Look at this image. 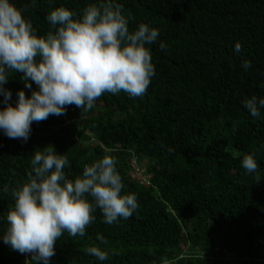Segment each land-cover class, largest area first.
Here are the masks:
<instances>
[{
    "label": "trees",
    "instance_id": "obj_1",
    "mask_svg": "<svg viewBox=\"0 0 264 264\" xmlns=\"http://www.w3.org/2000/svg\"><path fill=\"white\" fill-rule=\"evenodd\" d=\"M11 2L21 9L30 4ZM100 2L35 0L24 15L43 36L55 8L66 7L80 18L86 6ZM116 3L130 31L141 23L159 31L157 41L145 45L155 75L143 97L105 93L91 110L74 105L73 114L67 106V127L63 115L34 121L26 143L0 129V264H44L4 243L14 201L3 188L22 185L34 152L47 147L67 157L70 179L104 155L114 156L121 194H135L139 205L130 218L113 224L96 208L85 235L65 232L48 264H162L164 258L169 264H264V109L252 117L244 107L245 98H264V0ZM245 60L251 61L247 70L241 67ZM23 75L13 72L3 86L13 106L19 91L30 98L38 90L34 82L27 88ZM6 107L0 94V110ZM246 154L257 161L254 173L241 165ZM132 159L143 184L131 176ZM90 246L107 251L108 259L87 254Z\"/></svg>",
    "mask_w": 264,
    "mask_h": 264
},
{
    "label": "clouds",
    "instance_id": "obj_2",
    "mask_svg": "<svg viewBox=\"0 0 264 264\" xmlns=\"http://www.w3.org/2000/svg\"><path fill=\"white\" fill-rule=\"evenodd\" d=\"M34 5L35 0H30L21 9L11 0H0V94L7 104L0 110V129L8 138L26 143L34 121L64 115L70 105L91 110L105 93L124 92L131 98L146 94L155 68L145 45L157 41V29L141 23L130 31L122 5L116 0H101L86 6L80 18L66 7L55 8L46 17L50 28L41 36L24 15ZM159 46L166 48L163 42ZM241 48L237 42L235 50L240 52ZM250 66L247 60L241 65L245 70ZM13 72L24 74L27 88H32V82L38 86L30 98L19 91L17 106L8 103L12 93L3 87ZM244 107L252 117H260L264 98H245ZM236 127L234 124L233 130ZM68 163L55 147L35 151L27 180L3 188L14 201L6 215L4 243L13 251L32 254L33 261L48 264L55 255L57 240L65 232L83 237L94 221L96 208L105 223L113 224L119 218H130L139 207L135 194H121L124 185L114 156L104 155L85 165L82 175L75 179L68 178L64 171ZM130 164L131 176L143 184L133 159ZM241 165L248 173L258 168L254 154L244 155ZM97 239L107 243L102 235ZM85 251L100 261L109 256L98 246ZM162 264H169L168 259L164 258Z\"/></svg>",
    "mask_w": 264,
    "mask_h": 264
},
{
    "label": "built area",
    "instance_id": "obj_3",
    "mask_svg": "<svg viewBox=\"0 0 264 264\" xmlns=\"http://www.w3.org/2000/svg\"><path fill=\"white\" fill-rule=\"evenodd\" d=\"M67 111H69V113L68 114H73L75 111H76V107L74 106V105H71L70 107H69V109L67 110ZM68 114H64L63 116H62V118H63V121H64V125H63V127H67L70 123L68 122V119H67V115ZM216 251V250H215Z\"/></svg>",
    "mask_w": 264,
    "mask_h": 264
}]
</instances>
